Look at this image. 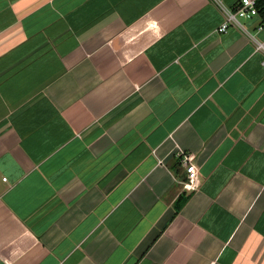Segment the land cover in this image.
I'll return each instance as SVG.
<instances>
[{
	"label": "crops",
	"instance_id": "obj_1",
	"mask_svg": "<svg viewBox=\"0 0 264 264\" xmlns=\"http://www.w3.org/2000/svg\"><path fill=\"white\" fill-rule=\"evenodd\" d=\"M239 2L0 0V264H264V24L217 30Z\"/></svg>",
	"mask_w": 264,
	"mask_h": 264
},
{
	"label": "built area",
	"instance_id": "obj_2",
	"mask_svg": "<svg viewBox=\"0 0 264 264\" xmlns=\"http://www.w3.org/2000/svg\"><path fill=\"white\" fill-rule=\"evenodd\" d=\"M224 10H226V16L224 21L217 28L219 32L225 31L230 24L236 25L238 23V17H243L247 14L256 15L258 13L256 0H240L234 9L227 8ZM255 48L264 53V45L262 43L257 42ZM262 62L264 64V60ZM183 162L186 171L185 178L182 180L183 187L185 189H194L198 185L197 167L189 155L183 157Z\"/></svg>",
	"mask_w": 264,
	"mask_h": 264
},
{
	"label": "trees",
	"instance_id": "obj_3",
	"mask_svg": "<svg viewBox=\"0 0 264 264\" xmlns=\"http://www.w3.org/2000/svg\"><path fill=\"white\" fill-rule=\"evenodd\" d=\"M256 8L261 20V24H264V0H256Z\"/></svg>",
	"mask_w": 264,
	"mask_h": 264
}]
</instances>
